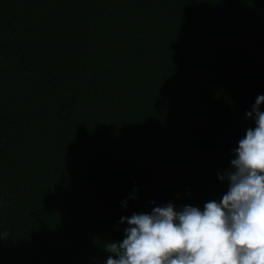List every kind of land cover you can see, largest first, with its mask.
I'll return each mask as SVG.
<instances>
[{
  "label": "trees",
  "instance_id": "16d2710c",
  "mask_svg": "<svg viewBox=\"0 0 264 264\" xmlns=\"http://www.w3.org/2000/svg\"><path fill=\"white\" fill-rule=\"evenodd\" d=\"M258 95L264 0H0V264H105L121 217L221 199Z\"/></svg>",
  "mask_w": 264,
  "mask_h": 264
},
{
  "label": "clouds",
  "instance_id": "9594fccd",
  "mask_svg": "<svg viewBox=\"0 0 264 264\" xmlns=\"http://www.w3.org/2000/svg\"><path fill=\"white\" fill-rule=\"evenodd\" d=\"M264 95L221 181L227 190L203 209L168 202L121 217L124 238L104 243L105 264H264ZM135 198V197H133ZM154 203V202H153ZM125 208L127 204L125 203ZM6 238L8 233H3Z\"/></svg>",
  "mask_w": 264,
  "mask_h": 264
}]
</instances>
